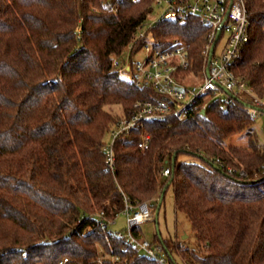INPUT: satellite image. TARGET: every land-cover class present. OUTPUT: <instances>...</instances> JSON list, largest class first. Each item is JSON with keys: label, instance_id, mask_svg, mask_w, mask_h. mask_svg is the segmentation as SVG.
Wrapping results in <instances>:
<instances>
[{"label": "trees", "instance_id": "trees-1", "mask_svg": "<svg viewBox=\"0 0 264 264\" xmlns=\"http://www.w3.org/2000/svg\"><path fill=\"white\" fill-rule=\"evenodd\" d=\"M246 3L250 39L233 68L264 97V0ZM155 5L0 0V264H158L125 249L109 223L125 197L154 212L169 186L197 239L173 245L184 264H264V147L248 102L232 95L222 107L216 98L183 120L146 122L116 139L115 169L107 163V132L136 100L157 95L120 76L113 56L124 58L134 41L163 48L179 38L190 69L204 65L210 27L198 16L161 18L135 40ZM242 133L247 145L225 144ZM162 243L168 264H178Z\"/></svg>", "mask_w": 264, "mask_h": 264}, {"label": "built area", "instance_id": "built-area-1", "mask_svg": "<svg viewBox=\"0 0 264 264\" xmlns=\"http://www.w3.org/2000/svg\"><path fill=\"white\" fill-rule=\"evenodd\" d=\"M155 4L164 7L162 16L140 24L135 40L146 38L147 30L161 18L185 22L190 16H198L210 27L203 49L204 65L201 72L204 73V81L201 85L191 84L189 81L188 75L195 76L199 73L190 69L192 64L188 49L179 38L163 48L156 47L152 40L146 41L136 53L140 45L134 41L127 48L124 58L114 55L113 68L120 76L137 86L151 88L157 95L136 100L132 113L121 117L112 127L111 140L104 145L107 163L112 170L115 169L116 139L143 128L146 122L171 116L183 120L193 113L205 112L210 102L216 98H220L221 106L225 107L232 95L249 103V111L253 117L264 113V97L259 96L233 68L242 57L250 39L246 0H155ZM219 29L221 32L218 37ZM224 36L227 41L218 53V46ZM136 55L144 57L137 60ZM149 141L150 134L143 133L139 145L147 148ZM169 173L170 168L166 167L160 176H168ZM159 198L158 196L156 200ZM124 213L126 231H114L124 240L125 249H136L158 264H168V254L162 242H151L135 232V227L154 218L149 202L133 206L128 197H125Z\"/></svg>", "mask_w": 264, "mask_h": 264}, {"label": "rangeland", "instance_id": "rangeland-1", "mask_svg": "<svg viewBox=\"0 0 264 264\" xmlns=\"http://www.w3.org/2000/svg\"><path fill=\"white\" fill-rule=\"evenodd\" d=\"M110 3V2H108ZM108 3H105L108 5ZM111 8H115V5L110 6ZM164 12V7L161 5L156 4L154 7V10L150 16V18L147 20L148 22L152 20H156L162 16ZM147 27V26H146ZM140 43V46L137 47L135 53L137 50L146 42ZM227 39L226 36H224L218 46L217 52L219 53L222 46L226 43ZM130 47V46H128ZM140 54V53H138ZM144 56L142 55H136V59H141ZM189 81L191 84H197L201 85L204 81V73L200 72L198 75H188ZM109 109H112V111L116 113H121V106L115 105V106H108ZM255 124L253 126V131L256 134L257 140L260 145L264 147V113H260L255 118ZM111 140V132H107L105 136V141L109 142ZM248 142V136L245 133L237 134L235 136L230 137L225 144L230 145H247ZM242 175L246 176V173L242 171ZM164 177H162L161 180H163ZM126 215L124 211H121L114 220H112L109 223V229L111 230H117V231H126ZM142 233L141 235L146 238L147 240L151 242H159L161 240L166 242L169 247H171L172 255L174 256L176 262L178 264H184L182 261L180 255L176 251L174 246L180 245H189L190 247H195L197 245V239L195 232L193 230V227L186 216V214L183 211H179L175 207V193L173 186H169L167 188L164 202L161 205L159 214L157 219L155 218V211H154V218L152 220L145 221L141 224ZM159 233V240L156 237V233Z\"/></svg>", "mask_w": 264, "mask_h": 264}, {"label": "water", "instance_id": "water-1", "mask_svg": "<svg viewBox=\"0 0 264 264\" xmlns=\"http://www.w3.org/2000/svg\"><path fill=\"white\" fill-rule=\"evenodd\" d=\"M220 32H221V30L219 29V31H218V37H219V35H220ZM213 49H214V47H212V50H211V51H213ZM209 62H210V61H209ZM163 195H164V192H162L161 197L159 198L158 206H157V208H156V210H155V218H156V219H157L158 214H159V211H160V207H161V204H162V198H163ZM166 250H167V248H166ZM169 254H170V253H169Z\"/></svg>", "mask_w": 264, "mask_h": 264}]
</instances>
